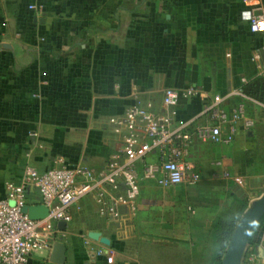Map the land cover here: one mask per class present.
I'll return each instance as SVG.
<instances>
[{
  "label": "crops",
  "instance_id": "0c3cea01",
  "mask_svg": "<svg viewBox=\"0 0 264 264\" xmlns=\"http://www.w3.org/2000/svg\"><path fill=\"white\" fill-rule=\"evenodd\" d=\"M259 11L264 0H0V197L27 165L100 167L121 146L111 118L136 98L163 112L166 87L194 89L173 105L175 123L190 130L210 121L204 106L214 94L253 121L236 120L229 142L193 138L184 157L200 179L142 180L115 219L83 196L57 234L65 260L37 247L26 264L207 263L212 229L236 222L264 190V75L252 58L264 31L248 27ZM27 194L37 201L33 186ZM176 248L186 260L176 261ZM249 248L255 257L241 264H264V218Z\"/></svg>",
  "mask_w": 264,
  "mask_h": 264
},
{
  "label": "built area",
  "instance_id": "2783aa9c",
  "mask_svg": "<svg viewBox=\"0 0 264 264\" xmlns=\"http://www.w3.org/2000/svg\"><path fill=\"white\" fill-rule=\"evenodd\" d=\"M27 8L36 10L39 7L29 2ZM248 27L252 32L264 31L263 11L249 17ZM252 58L264 75V41L255 49ZM192 93V87L183 90L166 87L162 96L163 112H154L149 102L143 103L136 98L122 114L112 117L114 130L121 135V146L100 167L60 161L40 171L27 165L19 181H8L6 195L0 197V264H26L35 248H51L62 231L57 222H69L73 205L83 196L92 197L98 215L115 219L123 207L134 204L142 180L158 185L196 183L200 174L184 157L193 138L229 142L236 120L243 118L245 126L252 125L253 121L243 115L242 104L226 110L221 104L224 96L214 94L204 106L209 122L191 130L184 124H176L174 103L180 96ZM260 104L264 106V97ZM223 124L230 126L225 134ZM148 153L154 155L152 160H146ZM30 186L38 194L37 201L31 203H41L48 208L43 217L31 218L23 210V206L30 203L27 194ZM94 252L98 254L101 250ZM244 255L248 260L255 257L251 248L245 250Z\"/></svg>",
  "mask_w": 264,
  "mask_h": 264
},
{
  "label": "water",
  "instance_id": "95a60500",
  "mask_svg": "<svg viewBox=\"0 0 264 264\" xmlns=\"http://www.w3.org/2000/svg\"><path fill=\"white\" fill-rule=\"evenodd\" d=\"M23 210L31 218H40L48 213V208L41 203H29L23 206ZM264 215V190L256 197L249 200L231 231L229 240L221 256L219 264H241L248 243V237L257 221ZM57 226L60 229L66 227V222L59 220ZM97 231H91L90 236L97 238ZM65 244L55 240L52 244L50 259L61 263L65 260Z\"/></svg>",
  "mask_w": 264,
  "mask_h": 264
},
{
  "label": "trees",
  "instance_id": "16d2710c",
  "mask_svg": "<svg viewBox=\"0 0 264 264\" xmlns=\"http://www.w3.org/2000/svg\"><path fill=\"white\" fill-rule=\"evenodd\" d=\"M245 207H246V204H243L241 209H243ZM263 218H264V215L257 221L256 225L253 227V229H252V231L248 237V241L251 239V234H252L253 230L255 229V227L257 225H259L263 221ZM234 224H235V221H232L229 223L220 222V223H217L215 228H214L215 229L214 234H215L216 238L220 240L223 247L226 245V243L229 240V237H230L231 231L234 227ZM222 252H223V249L220 252L218 251L213 255V257L211 258V261H212L211 264H219Z\"/></svg>",
  "mask_w": 264,
  "mask_h": 264
},
{
  "label": "rangeland",
  "instance_id": "374dc122",
  "mask_svg": "<svg viewBox=\"0 0 264 264\" xmlns=\"http://www.w3.org/2000/svg\"><path fill=\"white\" fill-rule=\"evenodd\" d=\"M10 202H12V200H10ZM214 232H215V229L214 230L212 229L210 235L207 238L208 249H214L215 252H218V251L220 252L223 249V252H224V249H225L227 243L223 247L222 243L220 242V240L216 238ZM173 251H175V250H173ZM180 251L182 252V250H178L176 248V252L174 253L175 255H173L174 258L176 259V261H178V260L181 261V260H183V258H184V260H186L187 255L184 256ZM223 252H222V254H223ZM214 254L215 253H208L206 255V260H207L206 264H211L212 263L211 258L213 257ZM163 257H164V255H163Z\"/></svg>",
  "mask_w": 264,
  "mask_h": 264
}]
</instances>
